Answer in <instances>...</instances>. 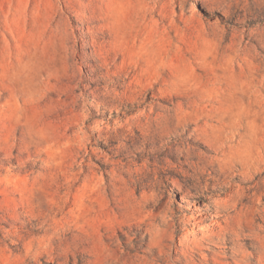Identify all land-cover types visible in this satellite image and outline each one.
<instances>
[{
	"label": "rangeland",
	"instance_id": "374dc122",
	"mask_svg": "<svg viewBox=\"0 0 264 264\" xmlns=\"http://www.w3.org/2000/svg\"><path fill=\"white\" fill-rule=\"evenodd\" d=\"M0 264H264V0H0Z\"/></svg>",
	"mask_w": 264,
	"mask_h": 264
},
{
	"label": "bare ground",
	"instance_id": "6f19581e",
	"mask_svg": "<svg viewBox=\"0 0 264 264\" xmlns=\"http://www.w3.org/2000/svg\"><path fill=\"white\" fill-rule=\"evenodd\" d=\"M84 156H85V155H84ZM257 219H258V218H257ZM225 228H226V227H225ZM225 228H224V229H225ZM220 229H222V228H220ZM226 230H227V229H226ZM226 230H225V231H226ZM223 231H224V230H223ZM225 231H224V232H225ZM193 237H194V235H193ZM188 239H189V238H188ZM200 239H201V238H200ZM200 239H198V240H200ZM194 241H195V239H194ZM201 241H202V240H201ZM188 242H189V241H188ZM191 242H193V241H191ZM198 243H199V241H198ZM195 244H196V243H195ZM79 249H80V248H79ZM85 249H86V248H85ZM81 251H82V250H81Z\"/></svg>",
	"mask_w": 264,
	"mask_h": 264
}]
</instances>
